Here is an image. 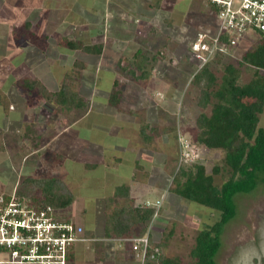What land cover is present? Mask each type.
Masks as SVG:
<instances>
[{"label": "rangeland", "instance_id": "rangeland-1", "mask_svg": "<svg viewBox=\"0 0 264 264\" xmlns=\"http://www.w3.org/2000/svg\"><path fill=\"white\" fill-rule=\"evenodd\" d=\"M141 3L146 22L141 24L148 22L152 29L137 42V7L133 15L118 16L112 12L114 19L109 26L104 22L103 31L87 35L86 39L80 28L89 26L81 17L84 12L79 9L76 15L65 0H0V202L4 200L5 206L14 197L18 202L43 204L38 190L31 197L27 195L26 179H59L72 194V202L56 209L58 219L82 227L84 232L83 242L67 248L64 264L146 263L139 251L130 257L125 255L130 248L121 249L120 240L104 238L105 218L117 207H108L106 200L116 185L126 184L129 179L137 193L138 206L161 201L157 216L146 223L140 237L147 236L149 245L155 246L163 258L178 257L182 264H192L189 252L197 231L217 218L211 209L168 191L181 163L182 146L192 144L195 150V156L182 165L193 173L192 166L197 164L211 174L224 157L222 150L196 144L195 119L200 113L209 114L210 107L198 106L200 91L190 84L198 67L192 61L189 43L197 32H213L214 14L207 0ZM26 5L42 8L40 18H27L28 27L25 17L18 18L13 28L14 16L27 12ZM168 11L171 15L165 18ZM70 23L78 24V29L73 27L75 34L68 32L66 37L77 36L75 41L82 44H100L109 37L114 46L102 50L101 55L69 52L57 46L56 42L64 37L57 29ZM118 41L122 42L121 47L115 46ZM258 42L251 35L230 55L211 63L208 68L217 82L226 63L235 62ZM137 51L138 62L142 56L156 55L155 61L143 64L149 71L145 79L136 80L128 73L130 70L118 68L121 60L124 63L120 66L127 65ZM108 57L110 63L105 65ZM75 60L85 65L74 80L86 103L84 114L79 110L62 111L53 99ZM136 75L140 72L136 71ZM251 77V71L242 68L239 83L244 84ZM24 81L35 84L27 89ZM114 90L120 98L116 106L108 102ZM259 117L264 129V112ZM142 124L156 127L159 135L144 142L139 133ZM27 128L32 132L27 133ZM213 180L220 185L224 178L218 173ZM234 202L237 217L221 235L215 262L264 264V184L251 194L238 195ZM168 232L171 236L165 239ZM7 258L0 253V259Z\"/></svg>", "mask_w": 264, "mask_h": 264}, {"label": "trees", "instance_id": "trees-1", "mask_svg": "<svg viewBox=\"0 0 264 264\" xmlns=\"http://www.w3.org/2000/svg\"><path fill=\"white\" fill-rule=\"evenodd\" d=\"M209 9L215 14L213 6L210 5ZM25 26L28 27L29 24L26 23ZM59 46L67 51H80L90 55H100L102 52L101 45H85L66 38L61 39ZM138 55L139 51L125 66H120L124 60H119L118 64L121 71L130 70L128 73L136 80L148 77L149 71L143 64L156 59V55L151 58L142 56L138 62ZM222 57L224 56H217L210 63L196 68L190 80V84L200 91L198 106L210 107L209 114L200 113L195 119L196 144L210 150H222L224 157L221 166H214L212 173L207 174L203 166L194 164L193 173L191 168L182 167L185 164L182 161L168 187L169 193L217 213L212 224L203 226L196 233L194 245L189 252L192 264H216L215 258L221 248V235L226 225L237 217L235 197L251 194L260 184H264V129L259 125V116L264 112V37L259 39L256 47L246 50L235 62L226 63L218 83L208 67ZM84 67L81 61L75 60L70 72L63 75L58 91L53 93V99L62 111L79 110L84 114L86 103L74 82ZM242 68L252 73L250 80L244 84L239 83ZM136 71L140 72L139 76ZM34 84L33 81L23 82L27 89H32ZM39 85L42 86L41 83ZM119 99L118 91L114 90L109 95L108 102L116 106ZM31 132L32 129L27 128V133ZM139 133L141 139L148 143L155 135H159L157 128L148 124H142ZM218 173L224 178L220 185L213 180V175ZM26 182L29 184L27 195L31 197L38 190L43 196V206L56 210L66 208L72 202V194L57 178L26 179ZM106 202L108 207L109 204L117 207L105 218V239L121 241L140 237L154 214L152 208L135 205L127 185L116 186ZM170 236L171 232H168L165 239ZM123 242L131 246L130 243ZM154 247L149 245L148 240L145 264H182L178 257H161Z\"/></svg>", "mask_w": 264, "mask_h": 264}, {"label": "built area", "instance_id": "built-area-1", "mask_svg": "<svg viewBox=\"0 0 264 264\" xmlns=\"http://www.w3.org/2000/svg\"><path fill=\"white\" fill-rule=\"evenodd\" d=\"M215 8L211 33L197 32L189 49L192 61L201 68L217 56L230 55L251 35L264 37V0H207ZM181 147V146H180ZM180 162L195 156L192 144L182 146ZM0 202V253L7 259L0 264H64L67 248L83 242V228L58 219V212L38 202ZM156 217L161 201L145 202ZM131 244L134 253L144 258L148 237L121 240ZM137 253V254H139Z\"/></svg>", "mask_w": 264, "mask_h": 264}, {"label": "crops", "instance_id": "crops-1", "mask_svg": "<svg viewBox=\"0 0 264 264\" xmlns=\"http://www.w3.org/2000/svg\"><path fill=\"white\" fill-rule=\"evenodd\" d=\"M13 1L14 2L16 1L17 2V1H22V0H13ZM141 1L142 0H65V2L67 3V5L69 7H73V9L75 10V14L76 15L79 14L78 13V10L79 9H81L84 12V14H82L81 17H83L84 19L86 18V21L89 22V26L88 25H85V26L81 25L80 26L81 30L84 33V34L82 33L84 35V38L88 37L87 35L90 36V35H94L97 32L103 31L104 30L103 29V27H104L103 26V23L106 22V24L108 25V23L111 20L114 19L113 16H111V13L112 12H116V15H118V16H125L127 14L128 15H133L134 14V9L136 10L138 8L139 13H137L138 14L137 15V39H138L137 42H139V40H141L143 38V34H145L148 30H151L152 29L151 27H149L147 25L148 22H147L146 25H142L141 24V23H146V22L143 21V18L144 17L141 14V12H142L141 11V8H140V5H142V3L140 4ZM148 1H152V0H148ZM26 7L27 8H25V10H27V12H25L24 14H20V15L17 14V15L14 16V22L11 24L13 28L16 27V25L14 23H17L18 18L21 19V17H25L24 18V22L27 23V24H29V21H28L27 18H30V16H34V18H38V19L40 18V14H41L40 11H41L42 8L38 9L35 6H34L35 8H33V6H29V5H26ZM53 13H54V11H53ZM54 14L55 15L56 14L57 15H60L57 12L54 13ZM166 14H168V15H165V13H164L165 18H168V16L171 15V12L168 11ZM104 18H105V20H104ZM119 20L120 19H118V21ZM90 23L93 24V26L95 24H97V26L93 28V27H91ZM77 25L78 24H71V23H70V25L69 24L64 25V26L61 25L60 28L57 29V30L58 31H61L62 34L64 33L63 34L64 37H62V38H66L68 40L75 41L74 38L77 39V36H74L73 38H68V37L65 36L66 35L65 33H68L69 32L71 35L75 34L73 32L74 31L73 30V27L76 28V29H78V27H76ZM111 25H113V24H110V26ZM29 26H30V24H29ZM153 29H155V28H153ZM111 35H113V34H111ZM86 39H88V38H86ZM246 41H248V40H246ZM56 43H57V46H58L59 45V42H56ZM121 43L118 41V44L115 45V46L121 47ZM85 45H101L102 46V50H104L106 48L109 49V48L113 47L114 46V43H113V41L111 42L110 41V38L108 37V40L107 41H104L103 43H100V44H85ZM109 61H110V57H108L105 60L104 64L105 65H108L110 63ZM114 170L116 171L117 169L114 168ZM131 181L129 179V182H127L126 184H120V185H127L129 187L130 198H132L133 201H134V203H136V205H137V195H136L137 193H135V189L132 187ZM116 186H119V185H116ZM111 241H113V243H115V240H111ZM121 242L122 241H120V243ZM124 244L125 243L123 242L122 243V247H120L121 249L124 248V247H129L130 248V251L129 250L128 251H125V252H127V253H125V255L128 254V256L134 257V255H133L134 252H132L131 246L130 245H127V244L124 245ZM115 248H116V246H115ZM135 254L137 255V253H135ZM125 261H127L126 258H125Z\"/></svg>", "mask_w": 264, "mask_h": 264}]
</instances>
